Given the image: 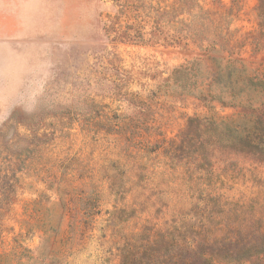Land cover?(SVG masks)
<instances>
[{"label":"rangeland","instance_id":"374dc122","mask_svg":"<svg viewBox=\"0 0 264 264\" xmlns=\"http://www.w3.org/2000/svg\"><path fill=\"white\" fill-rule=\"evenodd\" d=\"M238 4L213 55L176 43L173 0H0V264H122L165 232L261 245L264 145L231 143L264 136V28Z\"/></svg>","mask_w":264,"mask_h":264},{"label":"trees","instance_id":"16d2710c","mask_svg":"<svg viewBox=\"0 0 264 264\" xmlns=\"http://www.w3.org/2000/svg\"><path fill=\"white\" fill-rule=\"evenodd\" d=\"M206 1L212 2L213 5L216 4L218 10L211 11L203 7L202 4ZM238 3L239 0H231V7L226 12L228 16L233 15V11L238 8ZM173 4L179 17L184 15L188 17L180 23L183 26L182 38L178 37L176 43H183L186 47L188 43H191L202 48L206 41H210L213 46L209 54L221 55L225 51L232 52L230 41L232 33L224 24L223 15L226 16V14L221 12L225 9L222 0H173ZM194 7L197 8V13H195ZM258 12L260 27L264 28V0H259ZM216 48H219V50ZM210 60L211 63H215L219 68L221 67V60ZM234 98L235 94L232 92V100L229 105H235ZM254 119L255 122H248V124L255 123L257 127H264V118L262 116ZM209 120V122H213L212 120L214 119ZM203 123L199 118L190 120L187 132L189 139L200 138L201 142L202 139L204 140ZM212 124L215 126L214 123ZM231 124H234V121H231ZM219 127L221 125H218ZM215 139L212 137L208 138L210 142H215ZM221 140L222 136L217 142H221ZM260 143L264 145V136H256L253 132H249L244 135H237L231 143V147L236 153H253L257 146H260ZM261 155L264 157V150L261 151ZM196 233L197 236L189 240H187L188 238L179 240L174 237L173 232L158 234L151 242L148 241L147 244L141 246L139 250L132 248L133 250L128 249L125 251L122 264H217V262L240 263L253 257L264 259V234H260L259 239H263L260 246L254 244L239 246L229 238L216 239L209 236H201L202 232Z\"/></svg>","mask_w":264,"mask_h":264}]
</instances>
